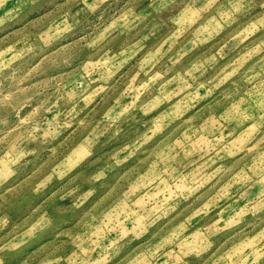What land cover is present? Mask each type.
Instances as JSON below:
<instances>
[{"label":"rangeland","instance_id":"1","mask_svg":"<svg viewBox=\"0 0 264 264\" xmlns=\"http://www.w3.org/2000/svg\"><path fill=\"white\" fill-rule=\"evenodd\" d=\"M242 2L0 0V264H264Z\"/></svg>","mask_w":264,"mask_h":264},{"label":"clouds","instance_id":"2","mask_svg":"<svg viewBox=\"0 0 264 264\" xmlns=\"http://www.w3.org/2000/svg\"><path fill=\"white\" fill-rule=\"evenodd\" d=\"M242 6L245 7L246 9H254L257 7H264V0H248L247 3L242 2ZM2 87V85H0ZM7 127L5 126H0V134H7Z\"/></svg>","mask_w":264,"mask_h":264}]
</instances>
